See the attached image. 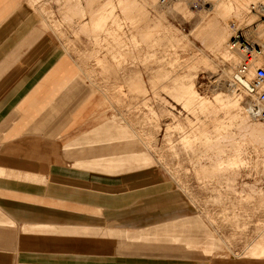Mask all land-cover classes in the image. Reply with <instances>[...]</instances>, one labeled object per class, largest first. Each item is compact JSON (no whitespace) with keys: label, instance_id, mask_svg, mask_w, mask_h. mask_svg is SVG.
<instances>
[{"label":"rangeland","instance_id":"rangeland-1","mask_svg":"<svg viewBox=\"0 0 264 264\" xmlns=\"http://www.w3.org/2000/svg\"><path fill=\"white\" fill-rule=\"evenodd\" d=\"M25 1L55 35L58 50L76 59L89 91L102 96V126L112 124L107 139L101 126L65 148L88 152L74 156L80 160L72 169L103 180L104 195H92L96 208L86 210L89 215L5 216L15 227L23 223L14 233L34 240L33 249L24 247L25 260L34 253L72 264L90 263L92 256L103 258L101 264H264V137L248 132L264 122L231 106L232 98L242 109L249 101L228 85L245 60L229 46L233 35L241 33L256 50L264 44V0H130V13L124 0H96V7L112 11L93 20L69 0ZM70 1L84 8L85 0ZM219 4L227 14L217 13ZM224 27L227 39L216 47V32ZM263 59L251 73L264 67ZM184 87L194 94L182 95ZM97 148L104 150L95 154ZM0 205L7 212L51 211ZM33 222L91 226V235L48 238L53 233L36 230ZM87 243L93 246L86 249Z\"/></svg>","mask_w":264,"mask_h":264},{"label":"crops","instance_id":"crops-1","mask_svg":"<svg viewBox=\"0 0 264 264\" xmlns=\"http://www.w3.org/2000/svg\"><path fill=\"white\" fill-rule=\"evenodd\" d=\"M42 25L40 16L32 12L25 0H0V201L51 210L23 212L11 208L7 212L0 205V264H72L54 258L44 261L34 253L28 254L26 261L24 247L33 249L34 240L25 242L20 232L14 233L23 229V223L15 227L5 216L26 214L34 219L68 214L76 218L89 208H96L92 195L98 198L105 191L103 180L97 175L71 167L73 160H80L74 156L88 152L65 153L73 150L65 149L68 145L80 142L92 129L101 127L103 98L89 91L73 58L58 50L55 35ZM97 149L95 154L104 150ZM40 196L58 203L33 202ZM29 225L36 230H50L53 235L48 238L80 239L91 235L87 229L91 226H48L39 222ZM180 238L193 240L191 236ZM85 245L81 249L93 246ZM139 250L143 251L140 247ZM102 261L103 258L92 256L87 264Z\"/></svg>","mask_w":264,"mask_h":264},{"label":"bare ground","instance_id":"bare-ground-1","mask_svg":"<svg viewBox=\"0 0 264 264\" xmlns=\"http://www.w3.org/2000/svg\"><path fill=\"white\" fill-rule=\"evenodd\" d=\"M24 1V0H23ZM28 1V0H27ZM43 1V0H42ZM76 1V0H75ZM82 1V0H81ZM162 1V0H161ZM50 2V1H49ZM78 2H79V0H78ZM66 4H67V0H66V2H65ZM83 3V2H82ZM95 3H96V0H85L84 1V8H82L81 7V4L79 5V3H77V2H74V1H70L69 0V4L68 5H70L71 7L72 6H75V7H78L77 8V10L80 12V13H82V15L83 14H87L88 16H89V18L91 19V20H93V19H95V18H97V17H100L99 15H101V13L102 12H105V11H103L102 10V6L101 7H96V5H95ZM123 5H125L124 6V10H125V12L126 13H130V12H132L133 11V2L132 1H130V0H124V3L122 4V6ZM219 6H220V8H222L223 6H221L220 4H219ZM261 7V6H260ZM253 8V7H252ZM256 8H257V6H256ZM109 9V8H108ZM108 9H107V11H108ZM113 9V8H112ZM225 9H227V8H222V9H217L216 11H217V13L220 15V16H223V15H225V13L227 12ZM85 10V11H84ZM110 10V9H109ZM227 10H229V8L227 9ZM253 10V9H252ZM40 11V10H39ZM106 11V12H107ZM110 11H112V10H110ZM117 11V10H116ZM227 14V13H226ZM86 15V16H87ZM102 15H103V13H102ZM104 15H105V13H104ZM103 15V16H104ZM108 15V14H107ZM44 16V15H43ZM112 16V15H111ZM232 16H234V15H232ZM239 16V14L238 15H235V17H238ZM246 16V15H245ZM112 17H115V15L114 16H112ZM243 17H244V15H243ZM231 19L232 18H234V17H230ZM229 18V19H230ZM240 18V17H239ZM238 18V19H239ZM83 19V18H82ZM238 19H237V21H238ZM242 19V18H241ZM240 19V20H241ZM57 20V19H56ZM234 20V19H233ZM235 20H236V18H235ZM234 20V21H235ZM239 20V21H240ZM83 21V20H82ZM81 21V22H82ZM230 21V20H229ZM236 21V22H237ZM238 21V23H240ZM56 22V21H55ZM58 22V21H57ZM78 22H80V21H78ZM77 21H76V23H78ZM88 22V21H87ZM87 22L85 23V24H87ZM241 22H243V21H241ZM82 23H84V22H82ZM262 23V22H261ZM54 24H56V23H54ZM85 24H83L81 27H79V28H77L78 29V31H79V29H81ZM242 24V23H241ZM264 24V23H263ZM80 25V24H79ZM228 25V24H227ZM229 25H230V23H229ZM229 25H228V28H229ZM232 25V24H231ZM238 25V24H237ZM52 26H53V24H52ZM239 26V25H238ZM254 27H257V26H254ZM55 28H56V26H55ZM158 28V27H157ZM228 28L227 27H224V28H221V29H219L218 30V32H216V36H215V39H214V44H215V46L216 47H218V46H220V45H223L224 44V42L226 41V39H227V31H229L228 30ZM237 28V27H236ZM230 29V28H229ZM54 30V29H53ZM60 30H62V29H60ZM255 30H258V29H255ZM58 31V30H57ZM111 31V30H110ZM109 31V32H110ZM237 31V30H236ZM76 32V31H75ZM81 32H84V30H81ZM88 32V31H87ZM238 32V31H237ZM236 32V33H237ZM247 33V32H246ZM99 34V35H98ZM98 34H96V35H98V37H100L101 35H100V33H98ZM239 34V33H238ZM241 34V33H240ZM248 34V33H247ZM115 35V34H114ZM81 36V35H80ZM85 36H87V35H85ZM85 36H83V37H85ZM234 36V35H233ZM88 37V36H87ZM93 37H95V35L93 36ZM109 37V36H108ZM232 37V36H231ZM235 37V36H234ZM96 39H97V36L95 37ZM239 38V37H238ZM89 39V38H88ZM91 39V38H90ZM99 39V38H98ZM235 43V42H234ZM227 44V43H226ZM235 47V48H233V49H235V53H237L238 55H240L242 58H244V59H246L247 57L249 58V63L251 64V66L257 61V60H262L263 59V55H264V44H262L261 42L260 43H258V45L256 46V47H258L259 49L258 50H255L254 48H253V46L252 45H250L249 47H247L246 49L248 50L247 52H248V56H246L245 54H243V52H245V48H243V49H239L238 47H237V43H235V44H229V46L231 47V50H232V47L233 46ZM94 50V49H93ZM73 52V51H72ZM84 52V51H83ZM86 52V51H85ZM74 53H77V52H75V50H74ZM93 53H94V51H93ZM78 54V53H77ZM84 54V53H83ZM79 55H82V54H79ZM87 55V54H86ZM85 55V56H86ZM74 56V55H73ZM76 57V56H75ZM239 59V58H238ZM79 60V59H78ZM85 60V59H84ZM240 60V59H239ZM264 60V59H263ZM75 62H76V59H75ZM80 62V61H79ZM77 63V62H76ZM258 64V63H257ZM78 65V64H77ZM258 66H260V64L258 65ZM262 66H263V64H262ZM76 67V66H75ZM82 68V67H81ZM78 69V68H77ZM84 69V68H83ZM251 69H252V67L251 68H249V75L251 74ZM83 71V70H82ZM254 71V70H253ZM79 72V71H78ZM84 74H85V72H84ZM232 76H233V73H232V75L230 76V78H229V80H230V86H232L231 88H230V90L231 91H233V92H240V93H242V94H244L245 96H246V94H245V90H244V88H242L241 86L238 88V90H235L233 87V84H232V82H231V78H232ZM248 77H246V79H247ZM229 82V81H228ZM219 85V84H218ZM221 86V85H220ZM181 92H182V95H186V96H189V95H193L194 94V92H193V90H191V88L190 87H184L182 90H181ZM217 100H221L220 98H217V97H215ZM230 104H231V106L232 107H234L235 108V106L238 108H235V109H237L238 111V113L240 112V111H242L243 110V113H244V115H245V117L249 120L250 119V116L248 115V106H249V103H246V104H244V108L242 109L241 107H239V105H236L237 103V99L236 100H234L233 98L232 99H230ZM246 102V101H245ZM202 106V105H201ZM204 106V105H203ZM236 111V110H235ZM97 120V119H96ZM250 121H253V122H262V121H259V120H251L250 119ZM241 122H244V120L242 119L241 120ZM99 123H100V121H99ZM107 123V122H106ZM105 123V124H106ZM110 124H111V122H109ZM110 124H108V127L107 126H102L101 128H103L102 129V131L104 130L105 132H103V134H105L106 133V131H109L110 129V127H109V125ZM112 125V124H111ZM114 126V125H113ZM112 126V127H113ZM88 129V128H87ZM92 129V128H91ZM98 129V128H97ZM96 129V130H97ZM93 130V129H92ZM92 130H91V132H92ZM97 131H99V129L97 130ZM89 132V131H88ZM94 132V131H93ZM92 132V135H94L95 133H93ZM100 132H101V130H100ZM112 132V131H111ZM110 132V133H111ZM248 132H249V134L252 136V137H264V126H260V125H258L257 123L256 124H254V125H252V126H250V128H249V130H248ZM98 132H96V134H97ZM113 133V132H112ZM85 134V133H84ZM109 134V132L107 133V135ZM114 134V133H113ZM99 135V134H98ZM101 135V134H100ZM110 135V134H109ZM108 135V136H109ZM102 136V135H101ZM100 136V138H102ZM112 136V135H111ZM110 136V137H111ZM115 136V135H114ZM92 137V136H91ZM99 137V136H98ZM109 137V138H110ZM97 138V137H96ZM100 138H99V140H100ZM105 138H106V134H105ZM108 138V137H107ZM106 138V139H107ZM88 139V138H87ZM98 139V138H97ZM97 139H95L94 140V138L92 139V140H94V141H96ZM103 139H104V137H103ZM112 139H114V137H112ZM89 140V139H88ZM91 140V139H90ZM93 141V142H94ZM103 141H106V140H103ZM97 142V141H96ZM92 143V142H91ZM130 145V144H129ZM134 145V144H133ZM161 185V184H160ZM89 192V191H88ZM98 194V193H97ZM115 196V195H114ZM105 197V196H104ZM76 198V197H75ZM100 198V197H99ZM77 199V198H76ZM112 200V199H111ZM103 201V200H102Z\"/></svg>","mask_w":264,"mask_h":264},{"label":"built area","instance_id":"built-area-1","mask_svg":"<svg viewBox=\"0 0 264 264\" xmlns=\"http://www.w3.org/2000/svg\"><path fill=\"white\" fill-rule=\"evenodd\" d=\"M234 36L232 37V42H230V44L237 43L239 49L245 48V52L243 53H247L246 56H248L249 54L246 48L251 44H249L240 34H235ZM232 48L235 47L233 46ZM249 68H251V64L247 57L233 72L231 82L235 90H238L240 86L244 88L246 97L249 101L248 115L250 116V119L264 122V67H256L250 75L248 71ZM246 77L248 78L246 79ZM230 84L229 80L228 85L230 86Z\"/></svg>","mask_w":264,"mask_h":264}]
</instances>
